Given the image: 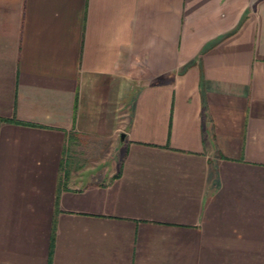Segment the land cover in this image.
<instances>
[{
  "label": "crops",
  "instance_id": "1",
  "mask_svg": "<svg viewBox=\"0 0 264 264\" xmlns=\"http://www.w3.org/2000/svg\"><path fill=\"white\" fill-rule=\"evenodd\" d=\"M0 264H264V0H0Z\"/></svg>",
  "mask_w": 264,
  "mask_h": 264
}]
</instances>
